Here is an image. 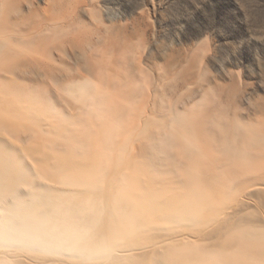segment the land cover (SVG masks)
<instances>
[{"label": "bare ground", "instance_id": "bare-ground-1", "mask_svg": "<svg viewBox=\"0 0 264 264\" xmlns=\"http://www.w3.org/2000/svg\"><path fill=\"white\" fill-rule=\"evenodd\" d=\"M71 3L0 0V264H264V112L232 84L145 107L139 57ZM66 42L85 77H57Z\"/></svg>", "mask_w": 264, "mask_h": 264}, {"label": "rangeland", "instance_id": "rangeland-1", "mask_svg": "<svg viewBox=\"0 0 264 264\" xmlns=\"http://www.w3.org/2000/svg\"><path fill=\"white\" fill-rule=\"evenodd\" d=\"M50 1L54 0H33V4L45 8ZM75 2L71 3V19L81 25L90 43L104 40L99 34L109 31L119 45L127 42L128 59L139 57L149 79L143 89L151 93L145 107L150 109L161 97L166 102L177 101L182 109L198 98L200 86L232 84L237 93L230 106L239 110L242 119L264 112V0ZM21 5L28 8L26 2ZM63 47L62 51H52L59 80L88 75L83 53L91 47H74L67 42ZM31 78L39 79L40 74L33 73ZM50 96L65 113L72 111L54 89ZM168 151L172 154V149Z\"/></svg>", "mask_w": 264, "mask_h": 264}]
</instances>
